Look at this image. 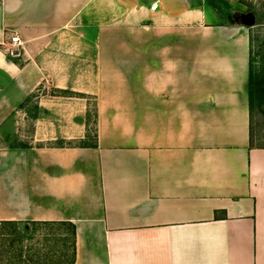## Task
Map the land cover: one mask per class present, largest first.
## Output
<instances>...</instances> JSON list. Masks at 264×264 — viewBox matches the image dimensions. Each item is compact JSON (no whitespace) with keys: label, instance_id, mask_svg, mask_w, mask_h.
<instances>
[{"label":"crops","instance_id":"1","mask_svg":"<svg viewBox=\"0 0 264 264\" xmlns=\"http://www.w3.org/2000/svg\"><path fill=\"white\" fill-rule=\"evenodd\" d=\"M209 2L0 1V129L40 93L35 145L0 151V264H264L256 26ZM79 24L95 43L90 90L48 55L75 46ZM94 102L97 146H67L86 139Z\"/></svg>","mask_w":264,"mask_h":264},{"label":"rangeland","instance_id":"2","mask_svg":"<svg viewBox=\"0 0 264 264\" xmlns=\"http://www.w3.org/2000/svg\"><path fill=\"white\" fill-rule=\"evenodd\" d=\"M1 1V0H0ZM209 4L216 8L221 13V22L225 24H234V23H245L249 25H255L254 31L260 32L259 40L264 43V21L258 17V11L264 5V0H241L240 2H231L230 0H210ZM236 7V8H235ZM232 9V14L229 10ZM239 9V10H238ZM231 11V10H230ZM226 12H228L226 14ZM225 13V14H224ZM100 19H89V24L99 25ZM81 23V22H80ZM79 24L77 30L74 33V40L76 42L75 46L66 47L63 51H58V49H51L48 52L50 57H60L61 59H66L68 61H63L66 66L70 64L73 70L79 73H86V77L90 80H86L82 83L78 82L77 88L84 90L93 89V81L95 74V43L92 41L90 43L87 40L82 41L81 34L84 33V28ZM94 33V32H92ZM95 34V33H94ZM89 38V35H86ZM91 37V36H90ZM89 41V40H88ZM85 42V43H83ZM78 43V44H77ZM66 45V44H64ZM81 48L80 51L77 49ZM16 50L13 48L10 50L9 54ZM57 54V55H56ZM253 59L256 61H264V46L261 47V44L257 43ZM89 74V75H88ZM81 82V81H80ZM79 85L83 87H79ZM55 91L54 88L51 90H46L49 94H53ZM76 95H82L79 92H72ZM39 95V94H38ZM37 99L33 101L24 109L17 110L13 116L6 122L5 126L0 129V151H5L9 149H23L27 147L34 146L33 135L35 132V116L34 108L36 107ZM92 111L94 117H96V103L94 102ZM93 125L96 124V119H94ZM92 125V130L94 126ZM97 126V124H96ZM253 133H254V145L258 147H264V101L261 104V108L257 103L256 109L253 113Z\"/></svg>","mask_w":264,"mask_h":264},{"label":"trees","instance_id":"3","mask_svg":"<svg viewBox=\"0 0 264 264\" xmlns=\"http://www.w3.org/2000/svg\"><path fill=\"white\" fill-rule=\"evenodd\" d=\"M260 32H251V49H250V73H249V84H248V90H249V99H250V107H251V113H254L257 103L261 108V104L264 101V61H256L253 59V55L255 52L256 44H261V47L264 46V43L260 42ZM40 94V93H39ZM38 93L32 95L29 97L20 107L19 109L26 108L33 99L38 98ZM52 96H60V97H78V98H85L84 95H76L69 91H62V90H55L53 91ZM37 104V103H36ZM34 110H38V107L34 108ZM96 117H94L92 108H89V112L87 115V124H88V130H87V136L86 139L83 141H76L72 143H68L67 146H77V147H86L88 146V141L95 142V145L97 146V110L95 112ZM96 119V124L93 125V121ZM92 125L94 126V129L92 130ZM66 146L64 142H59L57 144H53L52 147H63Z\"/></svg>","mask_w":264,"mask_h":264},{"label":"built area","instance_id":"4","mask_svg":"<svg viewBox=\"0 0 264 264\" xmlns=\"http://www.w3.org/2000/svg\"><path fill=\"white\" fill-rule=\"evenodd\" d=\"M152 9H153V10H156L157 7H156V6H153ZM11 43H12L13 46H15V47H17V46H18V47H21V45H22V43H21V41H20V38H19L17 35H15L14 37H12V39H11ZM12 55L15 56V53L13 52Z\"/></svg>","mask_w":264,"mask_h":264}]
</instances>
